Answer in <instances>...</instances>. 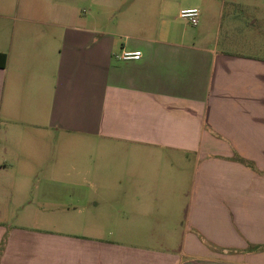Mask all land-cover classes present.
<instances>
[{"label":"crops","instance_id":"1","mask_svg":"<svg viewBox=\"0 0 264 264\" xmlns=\"http://www.w3.org/2000/svg\"><path fill=\"white\" fill-rule=\"evenodd\" d=\"M201 1L10 0L0 12V264H264V58L232 49L247 42L250 3L209 0L204 17ZM194 6L190 25L179 11ZM78 139L130 166L74 182L78 169L59 168L74 154L56 148ZM13 188L37 198L13 201ZM90 192L107 199H70ZM108 218L129 233L84 230ZM75 221L82 232L28 225Z\"/></svg>","mask_w":264,"mask_h":264},{"label":"rangeland","instance_id":"2","mask_svg":"<svg viewBox=\"0 0 264 264\" xmlns=\"http://www.w3.org/2000/svg\"><path fill=\"white\" fill-rule=\"evenodd\" d=\"M225 1V7H228L230 5V0H224ZM246 2L250 3L249 8H247L246 11V19L250 21V28L249 30H245V37L247 39V42H245V45L242 47L235 46L232 48L233 50H242L244 53L249 54L252 57H260L264 58V13L261 8L258 11L257 8V2L258 0H245ZM83 2V1H82ZM253 4L256 5V7L252 6ZM10 0H0V12L4 8H10ZM84 8H87V6H83ZM82 7V8H83ZM200 9H201V16L206 17L209 12V0H202L200 2ZM199 9V10H200ZM80 12V11H79ZM261 13V14H260ZM82 15V13H81ZM200 17V16H199ZM5 22H7L5 19L0 17V45L2 43L3 34L7 33V26L5 27ZM252 23V24H251ZM254 23V24H253ZM246 41V40H245ZM96 145L93 144L91 141L83 142L82 140H75V142L71 143H65L63 144L61 141H59V144H57V150L59 151H67L70 154H74L73 157L69 156V159L67 160V165H62L63 163H66L65 160H62L61 157H59V168H68L70 166H74L76 169L80 171L79 174H76L75 178H73L74 182L79 183L82 185L83 182H95L97 180L99 174H95L96 172H99V170L102 167H119V168H128L130 166V160L127 156H124L123 154H112L113 156L109 158L108 155L100 154L98 151V148L95 147ZM29 167V166H27ZM90 170V173L88 174L86 171ZM9 172V171H8ZM7 172V173H8ZM82 172L84 174H82ZM35 176L31 175V180L35 181ZM101 178V176H100ZM26 182V181H25ZM27 183V182H26ZM14 189V191H13ZM12 189L11 199L14 201L20 196L21 198H29L34 200L37 198V192L36 191H15V188ZM75 204L79 203L82 205L83 199H88L89 201L91 199H100L101 202H105L104 199H107L104 195V193H96V192H90V197H73L70 198ZM88 204V203H87ZM104 205V204H103ZM98 211L100 210V207L97 208ZM79 220L82 222V216H78ZM96 221V222H95ZM98 221V222H97ZM81 222H71L69 224H51V223H44V224H37V223H31L28 224L30 226H38L42 225L43 227L47 228H58V229H66L68 231H74V232H82L83 231V224ZM92 223L85 226L84 230H97L102 233H108L109 231L116 232L117 230L123 228L124 231L129 233L130 230V224L124 223V224H118L111 219H107L106 221H99V220H92ZM116 236H118L116 234ZM176 246V242L172 245Z\"/></svg>","mask_w":264,"mask_h":264},{"label":"built area","instance_id":"3","mask_svg":"<svg viewBox=\"0 0 264 264\" xmlns=\"http://www.w3.org/2000/svg\"><path fill=\"white\" fill-rule=\"evenodd\" d=\"M180 18L190 25H196L199 21L200 10L198 7H186L181 8L179 11ZM118 59L131 60L138 57L136 51H124L119 55H116Z\"/></svg>","mask_w":264,"mask_h":264},{"label":"trees","instance_id":"4","mask_svg":"<svg viewBox=\"0 0 264 264\" xmlns=\"http://www.w3.org/2000/svg\"><path fill=\"white\" fill-rule=\"evenodd\" d=\"M6 63V54L4 52H0V67H4Z\"/></svg>","mask_w":264,"mask_h":264}]
</instances>
